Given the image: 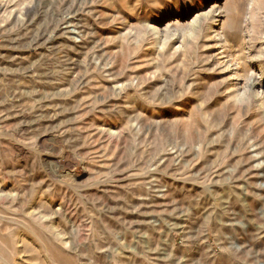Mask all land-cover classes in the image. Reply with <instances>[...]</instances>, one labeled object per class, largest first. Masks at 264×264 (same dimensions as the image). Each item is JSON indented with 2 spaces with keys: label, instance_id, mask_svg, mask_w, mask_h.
Listing matches in <instances>:
<instances>
[{
  "label": "rangeland",
  "instance_id": "1",
  "mask_svg": "<svg viewBox=\"0 0 264 264\" xmlns=\"http://www.w3.org/2000/svg\"><path fill=\"white\" fill-rule=\"evenodd\" d=\"M9 243L0 264H264V0H0Z\"/></svg>",
  "mask_w": 264,
  "mask_h": 264
},
{
  "label": "bare ground",
  "instance_id": "2",
  "mask_svg": "<svg viewBox=\"0 0 264 264\" xmlns=\"http://www.w3.org/2000/svg\"><path fill=\"white\" fill-rule=\"evenodd\" d=\"M12 250H13V245L11 243H9L7 248H2V246H0V253L1 254H7L8 252L10 253ZM1 263H3V262H1Z\"/></svg>",
  "mask_w": 264,
  "mask_h": 264
}]
</instances>
